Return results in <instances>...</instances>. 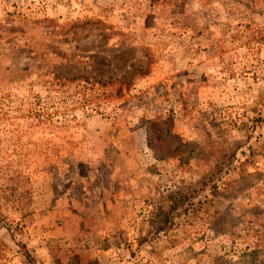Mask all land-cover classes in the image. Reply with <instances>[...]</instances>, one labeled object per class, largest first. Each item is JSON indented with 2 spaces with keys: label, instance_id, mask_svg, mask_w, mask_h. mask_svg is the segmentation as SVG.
I'll use <instances>...</instances> for the list:
<instances>
[{
  "label": "rangeland",
  "instance_id": "374dc122",
  "mask_svg": "<svg viewBox=\"0 0 264 264\" xmlns=\"http://www.w3.org/2000/svg\"><path fill=\"white\" fill-rule=\"evenodd\" d=\"M0 264H264V0H0Z\"/></svg>",
  "mask_w": 264,
  "mask_h": 264
},
{
  "label": "trees",
  "instance_id": "16d2710c",
  "mask_svg": "<svg viewBox=\"0 0 264 264\" xmlns=\"http://www.w3.org/2000/svg\"><path fill=\"white\" fill-rule=\"evenodd\" d=\"M27 257H28L29 261L33 263V259L28 254H27Z\"/></svg>",
  "mask_w": 264,
  "mask_h": 264
}]
</instances>
